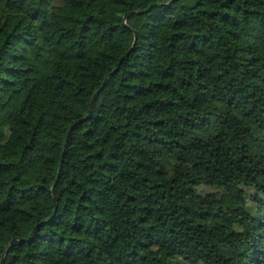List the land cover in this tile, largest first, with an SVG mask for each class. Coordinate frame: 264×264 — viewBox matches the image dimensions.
Masks as SVG:
<instances>
[{
    "label": "trees",
    "instance_id": "16d2710c",
    "mask_svg": "<svg viewBox=\"0 0 264 264\" xmlns=\"http://www.w3.org/2000/svg\"><path fill=\"white\" fill-rule=\"evenodd\" d=\"M4 255L264 264V0H0Z\"/></svg>",
    "mask_w": 264,
    "mask_h": 264
},
{
    "label": "water",
    "instance_id": "95a60500",
    "mask_svg": "<svg viewBox=\"0 0 264 264\" xmlns=\"http://www.w3.org/2000/svg\"><path fill=\"white\" fill-rule=\"evenodd\" d=\"M126 18H127V16H125V19H126ZM134 33H135V41H134V44H135V42H136V40H137V32L134 31ZM128 54H129V52H128ZM119 68H120V65H119V66H118V67H117L112 73H110V74L106 77V79H105L103 85L100 87V89H98V90L95 92V94L93 95L92 100H91V109H90V112H89V114H88L86 117H84L81 121H87V120H89V119L92 118V116H93V104H94V102H95L97 96H98V95L100 94V92L103 90V88L105 87V85H106V83L108 82L109 78H110L114 73H116V72L119 70ZM81 121L75 122V123L72 125V127L70 128V130H69V132H68L67 140L69 139V137H70V135H71V131H72L76 126H78V125L80 124ZM64 156H65V151L63 152V155H62L61 165H60L59 175H58V176H60V173H61V170H62V165H63V162H64ZM56 184H57V181H56V183H55L54 186H53V189H52V192H53V193H55V187H56ZM14 242H15L14 240L11 241L10 245H13ZM6 252H7V251H6ZM4 260H5V255H4L3 258H2V264L4 263Z\"/></svg>",
    "mask_w": 264,
    "mask_h": 264
}]
</instances>
